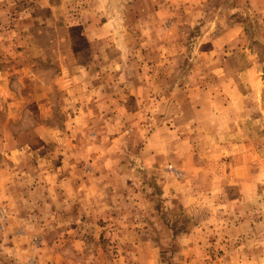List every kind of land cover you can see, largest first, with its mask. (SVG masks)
I'll list each match as a JSON object with an SVG mask.
<instances>
[{
    "label": "rangeland",
    "instance_id": "1",
    "mask_svg": "<svg viewBox=\"0 0 264 264\" xmlns=\"http://www.w3.org/2000/svg\"><path fill=\"white\" fill-rule=\"evenodd\" d=\"M0 83L86 180L5 179L0 264H264V0H0Z\"/></svg>",
    "mask_w": 264,
    "mask_h": 264
},
{
    "label": "crops",
    "instance_id": "2",
    "mask_svg": "<svg viewBox=\"0 0 264 264\" xmlns=\"http://www.w3.org/2000/svg\"><path fill=\"white\" fill-rule=\"evenodd\" d=\"M109 31L110 28L108 24L103 23L96 27L93 35H95V37H104L105 35H108ZM221 34L220 37L222 38L223 35ZM73 72L75 71L73 70ZM71 74L73 78V73L71 72ZM41 75L38 76V79L42 83ZM138 76L139 75H136L131 79L121 73L119 78L120 80L131 84L137 83ZM89 79L93 84L98 82L93 77ZM2 81L4 82V80ZM131 93H133L135 97L138 96L136 91ZM6 96L12 97V101L8 102V105H10L8 108L9 112H12L11 110L14 108V112L16 113L18 109H22L21 104L18 101L19 99L23 100V102H21L23 105H31L29 99L32 97L35 98L37 94L28 98L27 96L25 97L24 95L12 92L11 89L5 88L1 84L0 99H6ZM37 98L40 99L38 106L40 107V115H42V93H40ZM88 98L89 100L94 99L95 93L89 92ZM1 125L2 124H0V126ZM71 130H73V128H71ZM53 132L54 129L52 127L42 124V119L32 125L19 127L17 131H13L11 128L5 126L3 128L0 127V137L2 138H0V152L2 153V160L0 161V184H4L3 182L6 179L7 182H10L15 188L16 185H23V181L25 180L30 181L31 183L32 181L37 180V187L35 186V188L48 192L49 190H62L64 180L73 179L75 181V190L78 189L79 184L86 180L83 179L82 182H80V178H77L75 175L81 159L77 150L73 153L72 149V157H70L68 163H66V161L63 163L62 160L64 159H60L62 156H56V151H59V146H56V150L49 149L44 157L42 156V153L38 154L36 150L42 148V145H45L52 139L51 135ZM44 133H47V137L43 135ZM109 165L110 162H106V166ZM103 171L105 172V170ZM103 178H105V176H103Z\"/></svg>",
    "mask_w": 264,
    "mask_h": 264
}]
</instances>
